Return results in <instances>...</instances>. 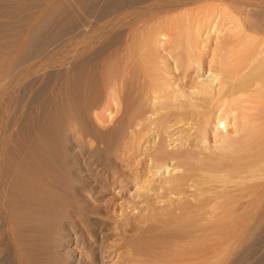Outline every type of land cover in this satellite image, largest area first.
I'll use <instances>...</instances> for the list:
<instances>
[{
  "label": "bare ground",
  "instance_id": "obj_1",
  "mask_svg": "<svg viewBox=\"0 0 264 264\" xmlns=\"http://www.w3.org/2000/svg\"><path fill=\"white\" fill-rule=\"evenodd\" d=\"M105 1L72 23L82 0H0V24L27 12L15 39L40 42L0 57V127L11 109L31 116L20 162L6 166L0 149V264H76L51 229L57 206L133 187L130 209L83 206L108 220L85 225L77 264H264V0ZM224 31L232 50L218 67L190 89L173 80L201 69L206 41ZM130 145L143 169L124 171ZM32 223L46 231L27 238ZM35 239L37 250L23 243Z\"/></svg>",
  "mask_w": 264,
  "mask_h": 264
},
{
  "label": "rangeland",
  "instance_id": "obj_2",
  "mask_svg": "<svg viewBox=\"0 0 264 264\" xmlns=\"http://www.w3.org/2000/svg\"><path fill=\"white\" fill-rule=\"evenodd\" d=\"M82 1L83 2L80 3L81 6L78 5V7L74 8L71 13L70 12L67 13L66 16L67 17L69 16L68 18H70L72 20V21L69 20V22L77 23V22H80L82 19H86V17L89 18V16L95 10L99 11L100 9H102L106 5V1L105 0H82ZM79 6H80V8H79ZM193 7H196V6H192V7H190V9H195ZM81 9H82V11H81ZM75 10H77V12H75ZM78 11L80 12V14H79ZM74 12L76 13V15H75ZM25 13H27V12L20 11V10L17 9L15 18L9 20V22H7L8 25H7V23L0 24V57L3 56L4 54L5 55L8 54V52H10V50L13 51L14 49H12L11 47H13L14 45H16V47H20V45H22L24 47V45L26 44L24 41L19 43L18 40L20 41L21 39H15V38H19V37L18 36L16 37L13 34V32H15V31H16L15 34L18 31L21 32V30L23 28L24 29L22 31L25 30V28H26L25 26L27 25L26 24L27 23L26 20H24V18H23L24 17L23 15ZM73 16H74V18H73ZM19 18H21L23 21L21 19H19ZM18 20H19V22H18ZM228 27L230 28L231 25H229ZM237 30H234L235 32H232V34L230 33V31L228 33L227 32L225 33V31L223 33H220V37L221 38L219 40L217 38H213V37H216L215 35L213 37H211L209 40H207L206 41V42H208L207 45L205 43L206 47L202 48L203 57H202L201 65H200L201 69H199V65L198 66L196 65V67L194 69L190 70L189 74L187 76L183 77L182 79H178V78H180L179 74L181 73V71L171 70L172 72L174 71L173 73H170V75H172L171 77L173 78V80L179 82L182 86H184L187 89H190L193 86H195V84H197V82L202 79V78H198L200 74L201 75L202 74L207 75L208 72H209L210 67L211 68L218 67V64L221 63L222 59H224L226 57L225 56V55H227L226 53H228L230 50H232V47L230 49L229 48L230 46L226 45L228 41L226 42V44H225V42H223L225 40V39H223V36L226 37L227 35H225V34H229V33L231 35L235 34L234 40H236L237 38L240 37V36L237 35L238 32L241 31L240 29H237ZM243 33L241 32L239 35H241L242 37H243V35L246 36L248 31L244 30ZM10 34L11 35L13 34L15 37L13 35H12L13 38L11 36L9 37ZM248 35H247L248 38L245 37V36L243 38L240 37L241 41H239V42L244 41L245 38H247V40L249 41V39L252 36L258 37L259 40L263 38V37L262 38L259 37L256 33H253V32L248 33ZM228 37H232V36H227L226 40H227ZM254 37H252V38H254ZM237 40H236V42H237ZM247 40L245 42H247ZM251 40H253V39H251ZM22 43H24V45ZM37 44L39 45L40 42L39 43L36 42L34 47L30 46V50L27 49L28 46L26 44L25 45L26 46L25 50L31 52V51L34 50L33 48L38 46ZM225 46L226 47L229 46V47L226 48ZM229 54H231V53H228V55ZM223 55L225 56L224 58H222ZM10 58H12L11 61L13 63V59L14 58H13V55H12V56H9L8 58H6L7 60L5 59V61H4L5 64H6V62L8 64V61H9V63H11L10 62ZM219 60H221V61H219ZM0 64H1V62H0ZM197 68L199 69V72H196ZM171 71H169V72H171ZM25 110L26 111H24V115L22 114L21 117L19 118L20 120L17 118L16 115H18V114H17V112L14 109H11V111L9 110L7 112V116L4 118L5 119L4 123L2 122V126L0 127V129H1L0 130V142L2 143V144H0V146H1L0 149H2V151L4 152L5 158H7V155H8L9 158L12 159V161L9 158L6 159L5 160V164L6 163L7 164L8 163H10V164L12 163L13 164V161H15L14 163H19L20 162L19 160H18L19 162H16L17 159L16 158H15L16 160L13 159L16 156L15 153L17 155L18 154H26L28 152L27 149L30 150V146H31V139H30L31 138L30 137V135H31L30 134L31 133V116H30V112L28 111V109L26 108ZM11 113H13V114H11ZM120 116H121V114L117 115L116 119L120 118ZM7 119H9V120H7ZM13 120H15V122ZM93 123H94L96 129L100 126L98 130L107 131V132L111 131L112 129H115L117 127V125H118L117 123H110L109 124L108 121L104 122V124L107 123L106 126H104L103 123L101 125V123L95 122L94 120H93ZM98 124H99V126H97ZM110 126H112V127L110 128ZM102 128H104V129H102ZM209 129H210L209 137H211L210 139H211V141H213L214 140V138L212 137V136H214V135H212L213 134V132H212L213 131V123H211V125L209 126ZM71 137H72V141H73V142L72 141L71 142L74 143L73 144V146H74L73 150L74 151L79 150V146L77 145L78 141L76 139L77 136H75V139H74L73 136H71ZM134 147L135 148H133V146L130 145L125 150V156L123 158V160L125 162L123 164V169L126 172L137 171V170H140L141 168L143 169L142 165H137V162H138V160H142L145 157V155H142V153H141L142 149L139 148L137 145H135ZM25 151H27V152H25ZM9 153L11 155H13V157ZM88 155L89 154L87 152L86 153V157L83 158V161L88 157ZM7 160H8V162H6ZM9 160H10V162H9ZM73 162H75V161H73ZM78 163L79 164H77V165H79L81 167L82 163L81 162H78ZM7 164H6V166H10V164H8V165ZM92 168L95 169L96 166L92 165ZM78 173L80 175L84 176L85 178H88V175H87L88 171L79 170ZM102 173L103 172H101V174ZM88 183H89V186H88L89 188H92L94 186V183H92V181H90V179H89ZM73 191H74V188H73ZM103 194H105V197L103 199H101V200L100 199H96V200L95 199H91V200H89V204L88 203H84L83 201L78 200V199H76V200L73 199L72 201L74 203L73 202L72 203L74 204V206H73V204H71L73 207L70 206L66 210L64 208H61L60 206H57L58 208H60V211H62L63 209L65 211L63 210L62 212H60L59 209H57L59 211V215L60 216L56 215V216H59V217L53 218L51 220V223H53V225H54V226L52 225V228H51L52 231H54L56 229V230H62V232H64V234L61 235V237H62L61 242H58L61 245V246H59V249L61 251H63V253L65 255L66 254L69 255V256L72 255L73 257H71V258L69 256L68 257L73 262H76V264H77V260L80 259V257H81L80 252H81V249L83 248V240H84L81 235L83 233V229H85V225H88L89 227H92V228H96L97 226L101 225V221L108 220L107 216L105 214H103V213L94 212V213L86 214L87 210L84 209L83 206H85L87 209H91V206H93V205L95 207H101L102 205L110 204V206H112V208L113 207H117L118 210H121L122 207L124 209H130L133 206V204L135 202H137V200L140 198L138 196V192L136 190V187H133L130 192H124V193H121V194L119 193L118 195H116L114 193H109V192H105ZM94 195H95L94 196L95 198L98 196L95 193H94ZM89 199H90V197H89ZM81 207H82V209H81ZM77 214L82 217V219H81L82 221H80L81 224H80L79 221H77V220H79V218L77 217ZM56 221H57V223H56ZM38 224L41 225L42 223L24 224L23 231L26 228V230L24 232H25L27 238L32 236V234H34L36 231H37L36 233L40 232L41 230L42 231H46V230H44V229H46L45 226H43L45 228L42 227L41 230H40V228L38 227L40 225H38ZM28 227H30V229L32 227H34L32 229L33 233L31 235L29 234V231H27V230H30ZM37 228H39L40 231H38V230L35 231V229H37ZM30 233H31V230H30ZM40 233H44V232H40ZM28 235H30V236H28ZM31 238H33V237H31ZM35 240L34 241H30V243H29L28 240H24L23 243L25 244V246H27V248L32 249V250H37V249L40 248V246H39L40 244L38 245L37 244L38 243L37 239H35ZM33 242H34L35 245L33 244ZM87 242L88 241H86V243ZM36 244H37L38 247L36 246ZM99 244H101V240L95 242V246H98ZM125 250H126V248L121 246L119 251L123 252ZM91 264H102V262L95 261V263H91Z\"/></svg>",
  "mask_w": 264,
  "mask_h": 264
}]
</instances>
